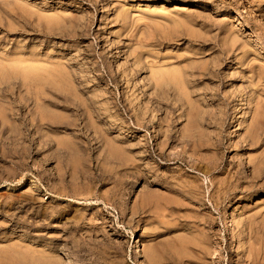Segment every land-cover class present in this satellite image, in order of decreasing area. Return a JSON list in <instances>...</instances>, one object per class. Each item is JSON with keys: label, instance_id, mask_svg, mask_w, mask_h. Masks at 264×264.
I'll return each mask as SVG.
<instances>
[{"label": "rangeland", "instance_id": "rangeland-1", "mask_svg": "<svg viewBox=\"0 0 264 264\" xmlns=\"http://www.w3.org/2000/svg\"><path fill=\"white\" fill-rule=\"evenodd\" d=\"M252 263L264 0H0V264Z\"/></svg>", "mask_w": 264, "mask_h": 264}, {"label": "bare ground", "instance_id": "bare-ground-1", "mask_svg": "<svg viewBox=\"0 0 264 264\" xmlns=\"http://www.w3.org/2000/svg\"><path fill=\"white\" fill-rule=\"evenodd\" d=\"M172 73V72H171ZM174 73V72H173ZM177 75V74H176ZM172 76H173V74H172ZM162 79V78H161ZM160 80V79H159ZM157 82V81H156ZM183 83V82H182ZM158 84V83H157ZM183 86V85H182ZM156 87H157V85H156ZM159 87V86H158ZM192 87V86H191ZM92 99V98H91ZM74 105V104H73ZM160 149V148H159ZM161 152V151H160ZM161 154V153H160ZM164 155V154H163ZM113 159V158H112ZM136 159V158H135ZM128 168V167H127ZM120 173V172H119ZM206 223V222H205ZM197 241V240H196ZM204 248V247H203ZM200 249V248H199ZM205 250V249H204ZM209 253V252H208ZM261 257V256H260ZM247 262V261H246ZM263 263V262H262ZM253 264V263H252Z\"/></svg>", "mask_w": 264, "mask_h": 264}]
</instances>
